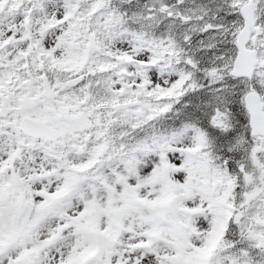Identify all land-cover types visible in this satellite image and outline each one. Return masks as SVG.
<instances>
[{"label": "snow or ice", "instance_id": "6c2138e0", "mask_svg": "<svg viewBox=\"0 0 264 264\" xmlns=\"http://www.w3.org/2000/svg\"><path fill=\"white\" fill-rule=\"evenodd\" d=\"M0 264H264V0H0Z\"/></svg>", "mask_w": 264, "mask_h": 264}]
</instances>
